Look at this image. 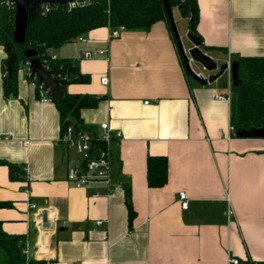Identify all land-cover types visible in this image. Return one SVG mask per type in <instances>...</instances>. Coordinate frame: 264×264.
<instances>
[{"label":"crops","instance_id":"0c3cea01","mask_svg":"<svg viewBox=\"0 0 264 264\" xmlns=\"http://www.w3.org/2000/svg\"><path fill=\"white\" fill-rule=\"evenodd\" d=\"M195 1L205 54L218 64L264 56V0ZM179 16L184 37L188 18ZM116 30L110 38L109 27L93 29L85 41L50 52L73 59L88 77L68 92L102 97L80 111V126L99 134V124L108 122L122 133L107 182L83 186L66 180L80 158L58 141L56 105L40 101L25 62L14 75L17 95L3 94L0 44V201L8 203L0 208L2 230L24 236L27 258L43 264H227L229 256L239 264L264 262V140L229 131L230 102L216 98L226 93L228 74L225 83L192 81L165 21L146 31ZM96 48H107V60L81 58ZM104 75L108 82L101 85ZM148 155L167 159L162 187L147 185ZM39 211L53 223L45 234L36 226Z\"/></svg>","mask_w":264,"mask_h":264},{"label":"trees","instance_id":"16d2710c","mask_svg":"<svg viewBox=\"0 0 264 264\" xmlns=\"http://www.w3.org/2000/svg\"><path fill=\"white\" fill-rule=\"evenodd\" d=\"M170 6H177L179 14L188 18V32L200 37L196 31L198 8L195 0H168ZM14 6L0 0V44L12 38ZM165 21L171 35V28L165 15L162 0H87L84 4L68 9L65 4L51 3L45 12L37 11L26 28L24 43L15 46L17 59L13 67V78L3 76L2 90L6 97L17 95L15 72L19 63L26 61L25 49H34L37 56L47 60V71L57 80L60 90L59 100L51 99L56 105L60 133L69 124L80 126V111L95 108L102 97L89 94L70 93L67 86L82 83L88 77L81 75L73 59L50 58L51 50L84 36L93 29L122 27L126 30H148L154 23ZM3 59V72L6 60ZM238 62L240 83L231 87L229 125L233 132L250 127H264V56L234 57ZM183 65V61L181 60ZM26 78L36 81L30 75ZM233 134V133H232ZM13 168V166H11ZM14 170V169H13ZM167 181V159L163 155H148L146 158V182L148 187H162ZM0 201V208L7 206ZM128 225L131 227L135 212L130 200L129 189L125 193ZM24 236H12L2 230L0 222V264H43L22 253ZM264 264V262H253Z\"/></svg>","mask_w":264,"mask_h":264},{"label":"built area","instance_id":"2783aa9c","mask_svg":"<svg viewBox=\"0 0 264 264\" xmlns=\"http://www.w3.org/2000/svg\"><path fill=\"white\" fill-rule=\"evenodd\" d=\"M87 0H74L65 3L68 9L82 5ZM7 5H13L10 0H6ZM48 9V4L43 3L40 5L39 10L45 12ZM117 29H123L119 27ZM117 30H111L110 38L117 37ZM80 41H85L83 36L77 38ZM107 48H96L93 50H86L82 53V59L84 60H107ZM51 59H56V55L50 54ZM42 65L44 69L47 70V60L43 59ZM28 66L27 62L24 61ZM6 71L4 72V75ZM202 75L201 73H198ZM27 75H30V71L27 67ZM35 80L36 78L33 77ZM101 85H106L108 82L107 77L104 75L99 79ZM34 85L38 88L40 94V101H50L49 90L33 80ZM231 80L228 75L227 78V91L223 95H216V98L219 100H225L230 102L231 99ZM100 133L96 134L92 130L84 128L82 126H75L69 124L65 129L60 133L58 141L62 143L66 148L73 150L80 158L79 165L72 167L68 170L66 175V180L72 183L75 186H83L90 182H107L109 171L112 164V156L114 153L113 145L119 143L122 139V133L118 129L112 128L108 122H102L99 124ZM229 131L234 134L233 128L229 125ZM178 198L180 200V206L182 208L187 207V201L185 199V194L183 192L178 193ZM32 209H37L34 204H31ZM38 212V217L36 219V226L41 231L42 234H45L53 226V223L48 219L49 223L48 228L42 226L41 213ZM229 213H231L229 211ZM101 221H96V224H100ZM22 253L28 257L29 254V244L26 243L22 248ZM227 264H239V260L235 257L229 256L227 258Z\"/></svg>","mask_w":264,"mask_h":264},{"label":"water","instance_id":"95a60500","mask_svg":"<svg viewBox=\"0 0 264 264\" xmlns=\"http://www.w3.org/2000/svg\"><path fill=\"white\" fill-rule=\"evenodd\" d=\"M14 6V21L12 38L10 41L3 43L4 51L8 58L6 60V74L7 77L13 78V67L17 59V51L15 46H20L24 43L26 28L31 19H33L39 10L41 4L60 3L65 4L74 0H10ZM165 15L169 22L173 37L179 47L183 64L188 77L195 83L205 86L219 79L224 73H227L230 77L232 86H236L240 83L238 77V62L236 59L228 60L226 62L218 64L209 55L205 54L201 48V40L196 35L186 33L185 37L191 44L187 50L182 47L178 31L174 24L171 6L168 0H162ZM24 56L28 64L30 76L35 77L39 84L45 86L50 93L51 99L59 100L60 90L56 79H54L49 71L44 69L41 59L37 56V52L34 49H25ZM196 63L201 66L202 70L207 73L206 76L197 74L190 63ZM234 135L237 138L242 139H262L264 140V127H250L244 130L235 131ZM42 226L44 228L49 227L47 221V214L45 211L41 213Z\"/></svg>","mask_w":264,"mask_h":264},{"label":"rangeland","instance_id":"374dc122","mask_svg":"<svg viewBox=\"0 0 264 264\" xmlns=\"http://www.w3.org/2000/svg\"><path fill=\"white\" fill-rule=\"evenodd\" d=\"M172 11H173V20H174V24H175L176 29H177V31H178V36H179V38H180V41H181V44H182V47H183V46H184V39H186V38H185V36L183 37V35H182V28H183V26H184V24H185V20H182V19L180 18L179 13L177 12V10H176L175 7L172 9ZM75 45H76L75 42L69 43V47H71V46L73 47V46H75ZM23 62H24V61H23ZM20 63H21V62H20ZM20 63H19V65H20ZM194 69L199 70V71H200V70L202 71L201 66H200V65L197 66L195 63H194ZM226 77H227V74L224 73V74L219 78V80L225 83V82H226Z\"/></svg>","mask_w":264,"mask_h":264}]
</instances>
